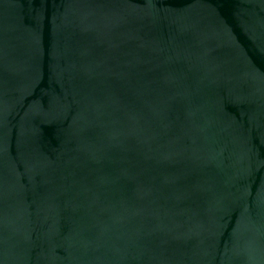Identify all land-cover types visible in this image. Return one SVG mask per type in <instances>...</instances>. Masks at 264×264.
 Returning a JSON list of instances; mask_svg holds the SVG:
<instances>
[{"label":"water","instance_id":"1","mask_svg":"<svg viewBox=\"0 0 264 264\" xmlns=\"http://www.w3.org/2000/svg\"><path fill=\"white\" fill-rule=\"evenodd\" d=\"M0 264H264V0H0Z\"/></svg>","mask_w":264,"mask_h":264}]
</instances>
